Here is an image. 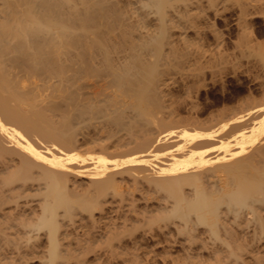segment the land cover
Segmentation results:
<instances>
[{"label": "bare ground", "instance_id": "obj_1", "mask_svg": "<svg viewBox=\"0 0 264 264\" xmlns=\"http://www.w3.org/2000/svg\"><path fill=\"white\" fill-rule=\"evenodd\" d=\"M178 1L0 0V264H264V95L175 107Z\"/></svg>", "mask_w": 264, "mask_h": 264}, {"label": "rangeland", "instance_id": "obj_2", "mask_svg": "<svg viewBox=\"0 0 264 264\" xmlns=\"http://www.w3.org/2000/svg\"><path fill=\"white\" fill-rule=\"evenodd\" d=\"M183 1L189 2L191 14L169 23L170 38L182 52H195L193 57H197L199 64L191 65V70L196 69L201 75L188 81L178 76L171 88L175 107L185 115L198 114L199 108V113L205 115L247 95L262 97L264 0H179L177 4ZM157 17L155 12L151 13L147 28H156ZM158 257L157 264H163L162 257Z\"/></svg>", "mask_w": 264, "mask_h": 264}]
</instances>
